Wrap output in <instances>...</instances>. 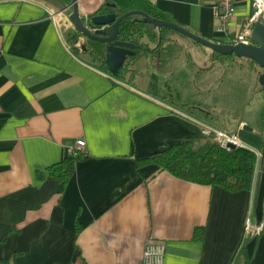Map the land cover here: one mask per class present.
Returning <instances> with one entry per match:
<instances>
[{"label":"crops","instance_id":"crops-1","mask_svg":"<svg viewBox=\"0 0 264 264\" xmlns=\"http://www.w3.org/2000/svg\"><path fill=\"white\" fill-rule=\"evenodd\" d=\"M78 2L83 18L107 5L144 9L220 42L234 40L253 9L252 0H234L219 29L215 0ZM67 3L0 0V264H139L150 241L163 242L164 264H264L261 144L241 135L258 157L251 186L237 190L142 161L202 135L205 124L224 130L227 117L181 98L174 80L190 65L194 76L215 65L225 73L239 57L195 59L199 46L165 28L159 44L157 32L144 34L131 71L113 75L68 43ZM76 138L85 152L60 181L49 167L70 157Z\"/></svg>","mask_w":264,"mask_h":264},{"label":"trees","instance_id":"trees-1","mask_svg":"<svg viewBox=\"0 0 264 264\" xmlns=\"http://www.w3.org/2000/svg\"><path fill=\"white\" fill-rule=\"evenodd\" d=\"M68 3L70 0H65ZM118 11L115 7L107 5L101 7L97 12ZM165 30V28H163ZM162 30V31H163ZM119 37L130 40L140 46L144 34L156 35V31L149 29V25L141 21L129 18L123 20L119 25ZM83 38L90 60L103 70H108L105 63V43L92 38L83 37L75 28L67 34V41L75 52L82 51L78 39ZM127 57L124 65L118 71L117 76L124 77L125 73L131 71L130 62L139 53ZM220 57L227 55L217 53ZM240 60L249 62L252 66L253 60L239 57ZM109 71V70H108ZM261 165L264 167V132L260 147ZM81 155H71L62 161L49 167V172L60 181H65L72 173L74 161ZM257 152L254 148L242 144L227 147L220 144L212 135H198L186 140L175 142L166 148L150 153L143 158V162L156 164L159 168L167 170L176 177L203 184L220 185L230 190L249 188L251 186L256 167ZM202 230L198 229L196 236L201 237ZM242 264H247L246 262Z\"/></svg>","mask_w":264,"mask_h":264},{"label":"water","instance_id":"water-1","mask_svg":"<svg viewBox=\"0 0 264 264\" xmlns=\"http://www.w3.org/2000/svg\"><path fill=\"white\" fill-rule=\"evenodd\" d=\"M60 11H67L68 18L72 22L74 28L80 32L83 37L97 39L105 43V63L107 69L113 75L118 74V71L124 65L127 57L136 54L137 48L141 51L145 50L137 43L130 40H123L119 37V25L127 18L153 26L157 32V44L161 42L163 28H168L180 32L191 40L205 46L209 50V60L211 63L213 62L214 53L222 55L234 54L237 57L249 58L253 60L258 67L264 68V17L262 16L253 23L250 31L247 33L246 40L220 42L197 34L181 26L171 18L152 15L144 9L133 8L120 13L118 11H108L104 13H95L88 18H83L79 11L78 0H70ZM78 43L81 49L85 51L86 47L83 38H79ZM153 49L154 48H149L148 50L152 51ZM156 56L159 58L160 53L158 52ZM256 77L259 85L263 86L264 71L258 73ZM234 146V144H228V147Z\"/></svg>","mask_w":264,"mask_h":264},{"label":"rangeland","instance_id":"rangeland-1","mask_svg":"<svg viewBox=\"0 0 264 264\" xmlns=\"http://www.w3.org/2000/svg\"><path fill=\"white\" fill-rule=\"evenodd\" d=\"M166 32L169 35L175 34L171 29ZM197 46L199 47L193 51L192 57L209 63L208 49L200 44ZM227 66L225 73L215 65L194 76L190 74L189 70L192 68L190 65L186 67L187 72L185 71L184 75L179 74L174 81L181 98H188L189 102L202 101L204 107L209 106L211 110L227 118L229 116L228 119L224 118L222 126L224 130L228 132L237 130L240 140L241 135L246 134L249 136L248 139L242 141L258 148L262 143L264 127V92L254 79V73L239 60L228 62ZM186 109L189 110L190 107L187 106Z\"/></svg>","mask_w":264,"mask_h":264},{"label":"built area","instance_id":"built-area-1","mask_svg":"<svg viewBox=\"0 0 264 264\" xmlns=\"http://www.w3.org/2000/svg\"><path fill=\"white\" fill-rule=\"evenodd\" d=\"M79 1V0H78ZM216 2V16L219 29L228 28V23L232 20L235 13L234 0H215ZM253 9L249 14L243 28H237L238 36L234 39L246 40L247 33L250 31L253 23L259 18L264 17V0H252ZM57 12L56 14H58ZM203 135H212L221 145L228 144L239 145L242 141L236 133L228 132L220 128L205 124L202 130ZM85 152V140L83 138H76L70 149L71 155H81ZM250 224L247 221L246 227ZM165 261V246L161 241L147 242L143 248L142 258L139 264H164Z\"/></svg>","mask_w":264,"mask_h":264},{"label":"flooded vegetation","instance_id":"flooded-vegetation-1","mask_svg":"<svg viewBox=\"0 0 264 264\" xmlns=\"http://www.w3.org/2000/svg\"><path fill=\"white\" fill-rule=\"evenodd\" d=\"M193 41V40H192ZM193 42H195V41H193ZM175 43V42H174ZM197 42H195L194 44H196ZM198 44H200V43H197V45ZM200 45H202V44H200ZM205 47V46H204ZM209 51V50H208ZM219 59V61H221V63H223L224 61H222L224 58L223 57H220L217 53H214V55H213V61L215 60V61H217ZM236 59V58H235ZM235 59H234V61H235ZM237 60H239V59H237ZM236 60V61H237ZM232 61H233V59H232ZM247 62V61H246ZM254 62V61H253ZM247 69L248 70H251L253 73H254V79H256L257 80V74L258 73H260L261 71H264V68H261V67H258L256 64H255V62H254V64L252 63V66H251V64L248 62V64H247ZM258 86H259V88L264 92V85L263 86H260L259 85V83H258Z\"/></svg>","mask_w":264,"mask_h":264}]
</instances>
